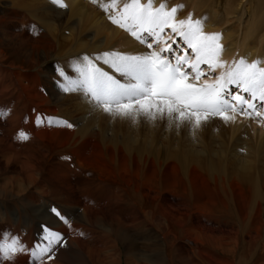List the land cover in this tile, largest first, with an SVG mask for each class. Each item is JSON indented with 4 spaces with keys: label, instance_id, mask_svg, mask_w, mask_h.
<instances>
[{
    "label": "bare ground",
    "instance_id": "bare-ground-1",
    "mask_svg": "<svg viewBox=\"0 0 264 264\" xmlns=\"http://www.w3.org/2000/svg\"><path fill=\"white\" fill-rule=\"evenodd\" d=\"M166 2L184 6L178 18L191 14L222 34L227 68L240 58L264 61V0ZM65 3L0 0V109L9 110L0 118L1 226L29 248L45 226L60 232L64 246L45 264H264V128L230 113L233 121L214 118L193 136L166 121L133 125L93 111L61 90L58 69L75 78L71 65L84 55L149 49L111 23L112 9ZM38 117L73 127L38 125ZM105 189L116 195L102 215L93 208ZM61 193L85 201L72 224L47 212L56 204L66 218Z\"/></svg>",
    "mask_w": 264,
    "mask_h": 264
},
{
    "label": "snow or ice",
    "instance_id": "snow-or-ice-1",
    "mask_svg": "<svg viewBox=\"0 0 264 264\" xmlns=\"http://www.w3.org/2000/svg\"><path fill=\"white\" fill-rule=\"evenodd\" d=\"M90 2L100 3L106 14L109 9L116 12L108 17L111 23L149 49L135 55L114 50L84 55L71 65L75 78L58 69L61 90L80 94L93 111L133 125L166 121L168 128L184 127L193 136L214 118L229 123L235 118L230 113L249 118L264 113V61L240 58L221 75H210L227 68V62L221 59L222 34L206 32L204 20L194 19L191 14L178 18L183 5L169 7L166 0L158 6L156 0H127L118 8L120 0ZM52 3L67 7L65 0ZM8 111L0 109V118H5ZM45 122L49 126L73 127L62 118L38 117V125ZM18 137L26 140L28 134L21 131ZM51 211L69 223L57 208ZM43 233L41 241L31 248L19 235L0 234V264L14 262L19 255H28L30 264H45V257L53 259L57 246H64L63 235L47 226Z\"/></svg>",
    "mask_w": 264,
    "mask_h": 264
},
{
    "label": "rangeland",
    "instance_id": "rangeland-1",
    "mask_svg": "<svg viewBox=\"0 0 264 264\" xmlns=\"http://www.w3.org/2000/svg\"><path fill=\"white\" fill-rule=\"evenodd\" d=\"M170 31V30H169ZM229 65H231V64H229ZM206 67V66H205ZM230 67V66H229ZM228 67V68H229ZM227 68V69H228ZM218 72V70L216 71V73H214V74H212V73H209L210 75H214V76H218L219 74L217 73ZM202 81H204V79H202L201 81H200V83H202ZM211 82H213V81H209V83H211ZM253 120H254V122L256 123V125L258 126V128H264V119L263 120H258V118H252ZM76 183H74V185H75ZM60 183H59V185H55V184H53V187L55 188L54 190H56V187L57 188H60ZM77 186H80V185H78L77 184ZM102 187H105V186H101V187H99L100 188V191H101V188ZM60 189H62V188H60ZM107 189V188H106ZM104 190V191H102V192H104V194L102 195V192L100 193V194H98L99 195V202H97V204L98 205H94V208H93V210L94 211H96V212H98V213H101L102 215L104 214V213H106L108 210H109V208L107 209V205L108 204H110L111 202H112V200H111V196L113 195H116V193H113V191L111 192V190ZM65 193H67V194H65V195H71L70 193H69V191L68 190H65L64 191ZM63 192V193H64ZM63 193H61V194H59L58 196H60L62 199H61V201H62V203L64 204V205H66L67 204V207L70 209V210H68V208H66V211H69V213L67 214V216H66V218H67V220L69 221V222H71V224L72 223H74L76 220H77V218H78V214H80V210H83V208H84V199H83V196H80L78 193H77V195H74V197H71L70 198V200L68 199V198H64L62 195H63ZM98 195L96 196V198H98ZM65 201V202H64ZM67 201V202H66ZM80 204V205H79ZM52 205V207H55V208H58V210L62 213V214H64L65 215V213L63 212V211H61L60 209H59V207L56 205V204H51ZM74 205V206H73ZM74 208V209H73ZM77 209V210H76ZM79 209V210H78ZM48 213H50L52 216H53V214H52V212L50 211L49 212V210L47 211ZM79 212V213H78ZM108 213V212H107ZM72 214V215H71ZM73 216V217H72ZM107 216V215H106ZM104 218V217H103ZM105 219V218H104ZM26 228H28V227H30V224L29 225H26L25 226ZM135 233H133L135 236H138V231L137 230H135L134 231ZM6 233H11L10 232V228L8 227V226H1V222H0V234H6ZM12 234V233H11ZM19 234V233H18ZM36 242H39L38 240H35Z\"/></svg>",
    "mask_w": 264,
    "mask_h": 264
}]
</instances>
